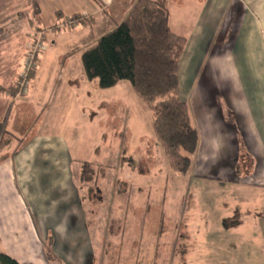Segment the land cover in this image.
<instances>
[{
    "label": "rangeland",
    "instance_id": "374dc122",
    "mask_svg": "<svg viewBox=\"0 0 264 264\" xmlns=\"http://www.w3.org/2000/svg\"><path fill=\"white\" fill-rule=\"evenodd\" d=\"M14 2L17 8L10 6ZM57 2L61 6L66 4L64 0ZM0 5L11 9L2 15L3 9L0 11V88L10 87L15 70H21L36 44L42 47L33 70L36 72L39 64L40 73L33 83L30 81L28 91L18 93V77L14 95L0 90V118L8 114V131L14 135L10 144L0 150V162L18 153L16 162L23 161L30 167L40 163L45 166L32 171L27 183L21 179L16 183L19 200L34 221L41 218L52 236L57 232L75 239L77 248H61L64 255H58L63 260L50 264H264V193H257L247 211L238 209L236 214H224L223 204H231L233 191L194 178L193 168L185 177L170 170L152 129V115L128 82L101 90L86 80L76 49L92 45V39L103 35L101 29L96 27L89 35L90 42L82 44L81 27L78 33L74 31L81 20H57L50 1L43 10L41 29L32 20L35 3L31 6L29 0H1ZM170 9L173 31L179 32V10L173 6ZM24 11L31 13L29 20L33 22L29 41ZM12 14L24 20L5 27ZM70 20H76L75 24L65 25ZM235 20L231 19L225 33L227 43L228 36L234 34ZM51 21L55 26L48 27ZM225 25L220 27V34ZM219 45L224 49V43ZM243 59L238 56L241 76L246 81L252 79V72L248 73ZM194 61L199 63L191 64L192 74L199 83L205 61ZM224 79L230 80L229 74ZM67 80L71 81L66 85ZM220 95L215 97L220 117L237 131L236 118L230 119L225 96ZM237 156L242 166L241 177L254 174L250 154L244 151ZM62 159L73 164L72 173L88 162L95 181L92 178L90 183L79 184L76 178L65 179L61 169H52ZM71 188L78 201L80 222L76 213L75 217L68 214L76 203L68 201ZM144 200L145 204L154 205L150 212L145 213ZM163 203L168 215L159 236ZM62 228L66 232H58ZM108 228L116 235L108 234Z\"/></svg>",
    "mask_w": 264,
    "mask_h": 264
},
{
    "label": "crops",
    "instance_id": "0c3cea01",
    "mask_svg": "<svg viewBox=\"0 0 264 264\" xmlns=\"http://www.w3.org/2000/svg\"><path fill=\"white\" fill-rule=\"evenodd\" d=\"M47 1L54 5L52 10H54L57 20L64 18L81 20L79 26L74 27V31L78 33V27H81L79 36L82 44L90 42L89 35H92L90 33H93L96 27L101 29L102 33L100 34L103 35L112 32L124 20L134 4V0L124 2L116 0H64L67 9L65 5L61 6L57 2L58 0H29L31 6L35 3L38 10L35 20L36 28H42L40 24L43 23V10ZM177 1L176 3V0H167V4L172 33L182 36L186 40L184 53L178 66L179 99L188 106L190 121L199 135L198 151L192 166L193 176L196 179L209 180L211 184H216L220 188H229L233 191L231 204L228 207L223 204V208L226 209L223 210L224 214L226 212L229 215L231 213L236 214L235 212L238 209L245 212L251 202L255 201L257 193L259 195L264 193V0ZM171 3L173 4L171 5ZM12 4L10 5L12 8H17V3ZM170 6L179 10V19H181L178 20V25L181 26L179 32L173 31ZM8 8V5L3 7L0 5V11L3 9L1 15L3 12H10L11 9L8 10ZM30 14V12L25 13V18L23 17L27 20V27H29L25 30L28 41L30 40V26L33 23L29 20ZM20 15L19 17H13L12 14L11 18L4 23L5 27L10 26V24L18 25L22 22L24 19H20ZM12 17L13 21H11ZM233 17L236 19L233 23L236 28L234 34L228 36L230 42L227 43L225 33L228 31V26L231 24ZM224 25L226 28L221 29L220 34V27ZM47 26L51 27L55 24L51 21V25ZM182 28L186 35H182L184 34L181 33L183 32ZM102 29L104 30L102 31ZM233 29L232 27V31ZM103 35H98L100 37L92 39L94 43L89 47L93 46ZM220 40L222 41L220 42ZM220 43H224V49H220ZM216 44L217 48L214 50ZM25 46L27 47L28 44ZM88 48L76 49L80 62L82 53ZM237 55L243 56V63L246 64L245 67L248 73L252 72V79L246 81L242 79ZM205 58L208 59L205 60ZM195 59H199L201 64L205 61V70L203 68L201 70V81L199 83H197L198 80L194 79L195 74H192L191 64L199 63L194 61ZM67 66L68 62L66 66L64 65L62 72L65 71ZM38 67L31 80L32 83L40 73ZM19 71L20 67L15 70L12 81L8 86L15 85ZM220 73L223 75H220ZM227 74L230 77L228 81L224 79L227 78ZM71 80L65 81L66 85ZM219 91L225 96L226 111L231 116L230 119H234V116L236 118V123L239 126L237 131L224 123L220 117V108L215 101L216 94L221 97L220 93H217ZM240 146L245 147L243 151L250 154V160H253L254 164L252 168L255 172L247 178H242L241 170L236 169L238 165L237 154L239 152L243 153ZM18 157V153H14L12 159L6 158L3 162H0V253L12 258L18 264H50L58 259L63 260L58 255V253L63 254V252L59 250L61 248H77L74 243L75 239L73 240L72 236L64 237L60 233L57 235V232H54L55 236H52L49 229L44 227V221L41 218H39V221H34L17 194V179L27 183L30 175L33 174L32 171L35 169L42 170L45 166L40 163L37 166L31 165L30 167V164L28 165L23 161L16 162L14 159ZM58 162L61 163H54L52 169H61L65 179L71 181L76 178L80 184V166L78 172L74 171L72 173L70 168L73 167V164L70 161L67 162L62 159ZM42 175L40 176L42 177ZM69 194L68 201L74 200L76 202L73 211L68 213L69 217L77 215L80 222L78 201L75 200L72 188ZM4 200L6 203H3ZM11 200H13V206ZM145 201L142 202L144 211L145 213L150 212L154 205L152 203L147 205ZM223 201H225V197ZM162 205L163 210L161 213L166 217L168 210L165 209L167 208L165 203ZM58 232H66V230H59ZM66 238H69V240ZM46 248L50 249L54 258L51 261L46 256ZM55 248L58 249L57 253L54 252Z\"/></svg>",
    "mask_w": 264,
    "mask_h": 264
},
{
    "label": "trees",
    "instance_id": "16d2710c",
    "mask_svg": "<svg viewBox=\"0 0 264 264\" xmlns=\"http://www.w3.org/2000/svg\"><path fill=\"white\" fill-rule=\"evenodd\" d=\"M33 11L32 20L35 21L38 10L35 7ZM185 46V38L170 29L167 0H134L124 20L81 55L85 78L94 82L97 88L111 89L124 81L130 84L151 113L156 140L170 170L179 177L190 172L199 145V135L190 121L188 106L179 99L178 66ZM34 74L35 71L30 74V81ZM0 90L14 95L16 86ZM7 115L0 118V150L14 139L8 131ZM90 167L88 162L83 163L82 182L90 183L92 178L95 181ZM236 169L240 171L242 166L238 164ZM164 223L165 217L161 213L159 236ZM107 232L116 235L111 228ZM45 252L50 261L54 259L50 249L46 248ZM0 264L18 263L0 253Z\"/></svg>",
    "mask_w": 264,
    "mask_h": 264
},
{
    "label": "built area",
    "instance_id": "2783aa9c",
    "mask_svg": "<svg viewBox=\"0 0 264 264\" xmlns=\"http://www.w3.org/2000/svg\"><path fill=\"white\" fill-rule=\"evenodd\" d=\"M75 22L76 20H70L65 23V25H72L75 24ZM41 48V45L38 43L28 52L27 58L25 59L24 64L18 74L17 90L19 94L26 93L28 91V87L30 85V74L35 69L34 63L38 58L37 52Z\"/></svg>",
    "mask_w": 264,
    "mask_h": 264
}]
</instances>
